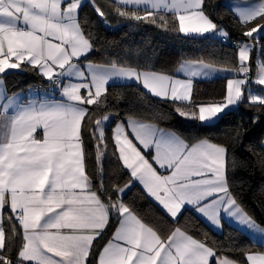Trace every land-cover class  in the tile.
<instances>
[{
	"label": "snow or ice",
	"instance_id": "6c2138e0",
	"mask_svg": "<svg viewBox=\"0 0 264 264\" xmlns=\"http://www.w3.org/2000/svg\"><path fill=\"white\" fill-rule=\"evenodd\" d=\"M117 5L120 17L157 27L166 28L161 13H171L176 30L186 36H230L206 12L205 0H117ZM80 6L81 0H0V264H93L92 257L95 264H239L181 227L162 234L124 202L139 183L173 222L191 206L213 225L222 214L233 217L264 242V227L231 192L228 170L236 161L229 163L226 146L206 138L189 141L132 117L121 120L112 131L113 155L130 179L113 187V198L86 172L83 126L92 121L89 106H99L116 80H134L155 97L191 106L193 78L230 72L221 101L195 104L191 111L177 107L179 115L211 123L241 103L264 108V0L232 5L248 38L236 45L238 67L187 61L178 70L186 79L119 60L91 62L94 42L79 21ZM140 6L144 15L126 10ZM95 11L107 15L99 6ZM257 46L262 55L253 62ZM29 67L60 90L59 99L8 94L3 77ZM111 119L105 114L89 130L101 173L108 149L102 125ZM113 220L111 237L96 250ZM243 255L244 264H264V250Z\"/></svg>",
	"mask_w": 264,
	"mask_h": 264
},
{
	"label": "trees",
	"instance_id": "16d2710c",
	"mask_svg": "<svg viewBox=\"0 0 264 264\" xmlns=\"http://www.w3.org/2000/svg\"><path fill=\"white\" fill-rule=\"evenodd\" d=\"M206 12L215 22L225 29L230 36L220 40L217 35L185 36L179 33L173 23L174 16L161 13L168 21L167 27H157L155 24L137 22L120 17L116 14L117 3L111 0H90L79 10V21L86 34L94 42L95 51L89 55L93 63L101 64L119 60L142 71H155L173 75L177 68L187 61L204 60L216 67H238L236 45L248 38L242 36L245 30L230 10L224 5V0H205ZM99 6L107 15L101 18L95 11ZM135 10L140 15L144 12ZM259 54V46L256 48ZM256 51L251 54L255 62ZM86 62V61H82ZM9 92L34 91L35 86L44 90L38 93H50V82L45 81L31 68L20 72H11L4 76ZM255 92L258 86L251 85ZM223 80L198 81L193 85L192 105L161 100L149 96L135 85H110L106 99L102 98L99 106H89L92 121L83 126L86 172L93 185L101 183L108 189V196L115 198L113 187L123 186L130 179L121 162L113 155L112 129L121 120L132 117L142 122L150 123L158 128L171 130L178 136L189 141L209 139L224 145L229 149L228 160L236 161V167L228 170L231 192L239 205L252 216L258 224L264 227V108L241 103L238 107L226 111L221 117L210 124L182 117L176 111L177 107L193 110V106L204 101H219L224 95ZM105 114H111L108 124H103L108 139V149L101 165L96 160L94 141L89 135L90 125L96 119H102ZM124 202L131 205L134 211L146 223L157 228L162 234H167L175 227H181L196 238L205 241L219 253L228 255L239 264H244V251L253 248L262 250L242 232L224 226L217 233L203 223L191 209L184 210L173 222L135 183L124 196ZM8 212H4L5 228L8 229ZM113 226L96 243V250L111 237ZM12 255H15L13 249ZM95 264V257L91 258ZM214 264V261H213Z\"/></svg>",
	"mask_w": 264,
	"mask_h": 264
},
{
	"label": "crops",
	"instance_id": "0c3cea01",
	"mask_svg": "<svg viewBox=\"0 0 264 264\" xmlns=\"http://www.w3.org/2000/svg\"><path fill=\"white\" fill-rule=\"evenodd\" d=\"M90 0H81V6H80V8L83 6V5H85L87 2H89ZM111 1H113V2H115V3H117V0H111ZM226 0H224V2H225ZM80 8H79V10H80ZM143 8V6H140V9H142ZM79 10H78V14H79ZM169 14H171V13H169ZM205 35H207V34H205ZM186 36V35H185ZM191 36H195V35H191ZM219 36V35H218ZM220 40H222V39H224L223 37H218ZM261 57V54H259V52L258 53H256V57H255V61L258 59V58H260ZM82 63H86V62H82ZM184 63V62H183ZM181 66V65H180ZM180 66L177 68V70L175 71V73L173 74V75H169V76H172V77H174V78H179V79H186L187 77L184 75V74H182V73H179L178 72V70L180 69ZM214 67H216V66H214ZM216 68H221V67H216ZM24 69V68H23ZM23 69H14V70H10L9 71V73H11V72H20V71H22ZM41 76V75H40ZM42 77V76H41ZM43 78V77H42ZM229 78H233V73H230V72H220V73H214V74H212V75H210V76H208V77H203V76H201V77H195V78H193V84H192V91H193V85H194V83L195 82H198V81H202V82H204V81H212V80H223L224 81V84H225V87H226V81H227V79H229ZM3 79H4V77H3ZM45 81H48V80H46L45 78H43ZM49 82V81H48ZM110 85H135V86H138V87H140L145 93H147L149 96H151V97H154V98H157V99H161V100H165V99H162V98H159V97H155V96H153V95H151V94H149L145 89H143V87L141 86V85H139V84H137L134 80H116V81H114V82H110V84H109V86ZM253 86H257V85H254L253 84ZM49 87H51L50 88V93L49 94H44V93H38V92H35V91H31L30 89L28 90V91H26V92H24V91H21V90H19V91H14V92H9L8 91V88H7V85H6V82H5V80H4V88L7 90V92H8V94H13V93H21V94H23L25 97H32V98H36V99H39V98H47V99H52V98H55V99H59L60 98V90L58 89V88H55V87H53V86H49ZM259 88H260V86H258ZM253 90V89H252ZM254 91V90H253ZM224 94H225V89H224ZM223 97H224V95H223ZM223 97H222V99H223ZM222 99H220L219 101H221ZM167 101H171V100H167ZM219 101H216V102H219ZM171 102H173V101H171ZM176 103H180V102H176ZM199 103H211V101H204V102H199ZM198 103V104H199ZM184 104H187V103H184ZM235 107H233V108H230V109H227L226 111H229V110H232V109H234ZM225 111V112H226ZM128 118H126L124 121H126ZM142 122V121H141ZM200 122V121H199ZM214 122V121H213ZM213 122H211V123H213ZM144 123H146V122H144ZM201 123H203V124H210V123H208V122H201ZM104 124H108V121L107 122H105ZM150 124V123H149ZM153 125V124H152ZM153 126H155V125H153ZM156 128H158L157 126H155ZM114 128V127H113ZM158 129H160L161 131H163V132H171V133H175V132H173V131H171V130H165V129H161V128H158ZM112 131H113V129H112ZM176 134V133H175ZM177 135V134H176ZM264 141V140H263ZM264 146V145H263ZM145 193H146V191L143 189V187L139 184V183H136ZM147 195V194H146ZM148 196V195H147ZM149 197V196H148ZM161 210H162V208H161V206H159L154 200H153V198H151V197H149ZM187 209H191L192 211H193V213L203 222V223H205L210 229H212L213 231H215V232H217V233H219V232H221V230L223 229V227L224 226H229V227H232V228H234V229H236V230H238V231H240V232H242L243 234H245L249 239H250V241L252 242V243H254V244H256V245H259V246H261V247H263L262 248V250H264V242H262L261 241V238H260V236H259V234H256V233H253L251 230H249L248 228H246L245 226H242L235 218H233V217H229L228 215H226V214H222V216H221V221H220V224L219 225H213L209 220H207L205 217H203L201 214H198L197 212H195L192 208H191V206H188L187 207ZM8 212L9 214H11L10 212H9V210L6 208L5 210H4V212ZM164 213H165V211L164 210H162ZM245 211V210H244ZM4 212H3V217H4ZM246 212V211H245ZM166 214V213H165ZM168 216V215H167ZM180 216V215H179ZM178 216V217H179ZM169 217V216H168ZM183 229V228H182ZM185 230V229H184ZM190 234V233H189ZM195 237V236H194ZM250 251H259V250H257V249H255V248H253L252 250H250Z\"/></svg>",
	"mask_w": 264,
	"mask_h": 264
},
{
	"label": "rangeland",
	"instance_id": "374dc122",
	"mask_svg": "<svg viewBox=\"0 0 264 264\" xmlns=\"http://www.w3.org/2000/svg\"><path fill=\"white\" fill-rule=\"evenodd\" d=\"M233 3H235V0H226L225 2H224V5L228 8V10H230L231 12H232V14H233V11H232V5H233ZM234 15V14H233ZM222 28V27H221ZM225 30V29H224ZM182 34V33H181ZM182 35H184V34H182ZM218 36V35H217ZM219 37V36H218ZM257 49H255L254 51H256ZM253 51V52H254ZM252 52V53H253ZM257 53H258V51H256Z\"/></svg>",
	"mask_w": 264,
	"mask_h": 264
},
{
	"label": "built area",
	"instance_id": "2783aa9c",
	"mask_svg": "<svg viewBox=\"0 0 264 264\" xmlns=\"http://www.w3.org/2000/svg\"><path fill=\"white\" fill-rule=\"evenodd\" d=\"M50 85H52V84L50 83ZM52 86H53V85H52ZM33 90H34L35 92H39V91L44 90V88H42L41 86H35V87L33 88Z\"/></svg>",
	"mask_w": 264,
	"mask_h": 264
}]
</instances>
